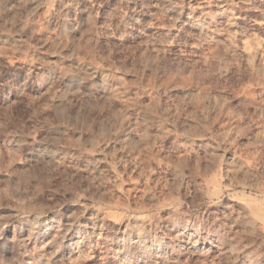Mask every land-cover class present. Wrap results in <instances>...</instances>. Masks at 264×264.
Here are the masks:
<instances>
[{"label":"rangeland","instance_id":"1","mask_svg":"<svg viewBox=\"0 0 264 264\" xmlns=\"http://www.w3.org/2000/svg\"><path fill=\"white\" fill-rule=\"evenodd\" d=\"M30 1L0 0V264H264V0Z\"/></svg>","mask_w":264,"mask_h":264},{"label":"bare ground","instance_id":"2","mask_svg":"<svg viewBox=\"0 0 264 264\" xmlns=\"http://www.w3.org/2000/svg\"><path fill=\"white\" fill-rule=\"evenodd\" d=\"M8 1H9V0H8ZM48 1H49V0H33L32 2L30 1V2H31L30 4L33 5V8H36L37 10H38V9H45V10H46V9L49 8V10H48V12H47V13H49V11H50V7H51V4L54 3L55 0H52V1H54V2H51V1H50V2H51V3H50V7H48V4H49ZM65 1H66V0H57V1H56L55 4H57L58 9H59V6H60V5H62V6H60V7H63V6H64L63 4H64ZM73 1H74V2H77V3H80V2H82V1H85V2H86V0H73ZM126 1H127V0H126ZM128 1H130V0H128ZM128 1H127V2H128ZM67 2L69 3V2H71V1H67ZM74 2H73V3H74ZM85 2H84V3H85ZM87 2H88V0H87ZM135 2H136V1H135ZM159 2L163 5V6H162V5H161V6L164 7V9H165V11H166V15H167L166 17H168V19L170 20V22H171L172 24H176V23H179V22L184 23V15H183L182 13H181V14H179V13L177 14V13H176V12H178V11H176V9H177V6H178V3H179V0H158V3H159ZM225 2H227V1H226V0H200V2L198 3V6H199V8H202V9H204V8H206V7H212V6H215V7H223ZM6 3L9 4V2H6ZM6 3H5V5H7ZM68 3H66L65 5H67ZM124 3H125V2H124ZM127 4H128V3H127ZM131 4H132V3H131ZM133 4H134V3H133ZM5 5H4V6H5ZM68 5H69V4H68ZM78 5H80V4H78ZM83 5H85V4H83ZM9 6H10V5H9ZM53 6H54V5H53ZM55 6H56V5H55ZM72 6H73L72 4H70V5L68 6V8H67L66 6H64V9L67 8L68 11H72L73 9H75V8H73L74 6H73V7H72ZM161 6H160V7H161ZM6 7H7V6H6ZM47 7H48V8H47ZM65 7H66V8H65ZM77 7H78V6H77ZM77 7H76V9H78ZM85 7H86V6H85ZM85 7H84V8H85ZM179 7H180V6H179ZM30 8H31V7H30ZM53 8H54V7H52V9H53ZM79 8L82 9L83 6H82V7H79ZM223 8H224V7H223ZM7 9H8V8H7ZM62 9H63V8H62ZM76 9H75V11H76ZM164 9H163V10H164ZM34 10H35V9H34ZM56 10H57V7H56ZM56 10H55V11H56ZM59 10H60V11H63V10H61V9H59ZM59 10H58V11H59ZM85 10H86V9H85ZM177 10H179V9H177ZM41 11H42V10H41ZM46 11H47V10H46ZM52 11H53V10H52ZM60 11H59V13H61ZM44 12H45V11H44ZM64 12H65V11H64ZM73 12H74V10H73ZM73 12H72V13H73ZM81 12H82V10H81ZM83 12H84V11H83ZM83 12H82V14H83ZM179 12H180V10H179ZM53 13H55V12L53 11ZM53 13H52V15H53ZM57 13H58V12H57ZM59 13H58V16H59ZM62 13H63V12H62ZM62 13H61V14H62ZM66 13H68V12H66ZM70 13H71V12H69V14H70ZM72 13H71V14H72ZM75 13H76V12H75ZM45 14H46V13H45ZM49 14H51V11H50ZM69 14H68V15H69ZM71 14H70V15H71ZM87 14H88V13H87ZM64 15H65V14H64ZM64 15L62 14V16H64ZM70 15H69V16H70ZM195 15H196V14H195V11L191 10V14L187 16V20H186V21H190V22H191V20L195 17ZM44 16H45V15H44ZM46 16H47V14H46ZM49 16H50V15H49ZM54 16H56V14H54ZM54 16H53V17H54ZM62 16H61L60 18H62ZM66 16H67V15H66ZM66 16H65V17H66ZM69 16H68V17H69ZM73 16H74V15H73ZM84 16H85V15H84ZM53 17H52V18H53ZM68 17H67V18H68ZM71 17H72V16H71ZM43 18H44V17H43ZM69 18H70V17H69ZM44 19H45V18H44ZM47 19H49V17L46 18V20H47ZM125 19H126V18H125ZM67 20H68V19H67ZM67 20L65 19V24H66V21H67ZM194 20H195V19H194ZM47 21H49V20H47ZM62 21H64V18H63ZM62 21H61V22H62ZM125 21H127V20H125ZM67 22H68V21H67ZM127 22H128V21H127ZM195 22H196V20H195ZM195 22H194V24H196ZM230 23H231V22H230ZM23 24H24V23H23ZM63 24H64V22H63ZM65 24H64V25H65ZM191 24H193V23H191ZM194 24H193V25H194ZM234 24H235V23L231 24V28H230V29H232V28L234 27ZM64 25H63V26H64ZM66 25H67V24H66ZM229 25H230V24H229ZM235 25H236V24H235ZM21 27H22V25H21ZM23 27H24V26H23ZM65 27H67V26H65ZM65 27H64V28H65ZM166 27H167V26H166ZM19 28H20V27H19ZM170 28H171V27H170ZM166 29L168 30V32H171V30H169L168 28H166ZM20 30L22 31L23 28H22V29L20 28ZM164 30H165V28H164ZM167 30L165 31L166 33H168ZM18 31H19V30H18ZM21 31H20V32H21ZM211 34H214V33H211ZM236 34H237V33H236ZM236 34H235V35H236ZM232 35H233V34H232ZM235 35H234V36H235ZM235 38H238V37L236 36ZM231 39H234V38L231 37ZM243 47H244V46H243ZM247 48H248V47H246V48H244V49H247ZM260 48H261V47H258L256 50H255V48H254V51H255L254 54H256V55L261 54V55L264 57V50H263V49L260 50ZM66 51H67V50H66ZM254 51H252V52H254ZM63 52H64V50H63ZM68 55H69V54H68ZM262 59H263V58H262ZM100 72H101V71H100ZM64 73H65V72H64ZM69 73H70V72H68V76H67V78H66V79L69 81V82H67V84L69 83V84L73 87V84H75V81H76V78H77L76 76H77V75L74 76V75H71V74H69ZM72 73H73V72H72ZM94 73H95V72H94ZM102 73H103V72H102ZM102 73H100V74H102ZM104 73H105V71H104ZM104 73H103V74H104ZM75 74H77V73H75ZM100 74H99V75H100ZM103 74H102V75H103ZM66 75H67V74H66ZM95 75H96V74H95ZM104 75H105V74H104ZM104 75L102 76V78L100 77L101 79H100V81L97 83V87H96V88H97L100 92L105 93V94H107V95L110 94V93L112 94V93L115 92V91H113V90H114V89H113V88H114V87H113V81H111V80L109 81V79L107 78V77H108V72H107V76H104ZM78 78H79V76H78ZM78 78H77V79H78ZM80 78H81V77H80ZM114 78H116V77H114ZM114 78H113V79H114ZM95 79H96V78H95ZM117 79H118V82H119V78H117ZM98 80H99V79H98ZM114 80H115V79H114ZM78 81H79V80H78ZM91 82H92V81H91ZM94 82H95V81H94ZM94 82H93V83H94ZM116 82H117V81H116ZM116 82H114V83H116ZM118 82H117V83H118ZM78 83H80V82H78ZM120 83H121V81H120L118 84H120ZM65 84H66V83H65ZM67 84H66V85H67ZM70 85L67 86V88L69 87L68 91L71 90V88H72V87L70 88ZM76 85H77V84H76ZM93 85H96V83H95V84H92V86H93ZM115 85H116V84H115ZM115 85H114V86H115ZM77 86H78V85H77ZM116 86H117V85H116ZM119 86H120V85H119ZM65 87H66V86H65ZM112 87H113V88H112ZM117 88H118V87H117ZM75 89H76V88H75ZM112 89H113V90H112ZM73 90H74V89H73ZM95 90H96V89H95ZM118 90H119V88H118ZM122 90H123V89H122ZM99 91H98V92H99ZM116 91H117V89H116ZM111 94H110V95H111ZM114 94H116V93H114ZM114 94H113V95H114ZM103 95H104V94H103ZM116 95H117V94H116ZM104 96H106V95H104ZM111 96H112V95H111ZM111 96H110V97H111ZM114 96H115V95H114ZM114 96H113V97H114ZM106 97H107V96H106ZM117 97H118V95H117ZM114 98H115V97H114ZM62 100H63V99H62ZM60 102H61V100H60ZM57 103H58V102H57ZM55 104H56V103H55ZM123 133H124V132H123ZM127 134H128V133H127ZM120 135H121V134H120ZM122 135H123V134H122ZM46 149H47V148H46ZM46 149H44V151H46ZM46 153H48V151H47ZM46 153H44V154H46ZM53 154H54V153H51L52 156H53ZM46 155H47V154H46ZM48 155H49V157H52V156H50V154H48ZM48 155H47V157H48ZM44 156H45V155H44ZM96 158H97V157H96ZM67 160L69 161V159H67ZM69 162H70V161H69ZM95 163H96V162H95ZM93 164H94V163H93ZM98 165H99V163H98ZM101 165H102V163H101ZM101 165H99V166H101ZM96 166H97V165H96ZM98 168H100V167H98ZM98 168H97V169H98ZM95 169H96V168H94V170H95ZM96 212H97V211H96ZM96 212H95V213H96ZM95 213H93V214L96 215ZM97 213H100V212H97ZM102 213H103V212H102ZM91 214H92V213H91ZM93 214H92V217H89V216H88L89 219L87 218V220L89 221V223H88V224H89L88 227H89V229L92 230V232H93V234H94V237H93V238L97 240L98 238H102V236H103V232H101V230H100V229H102V228H100V229L97 228V226H96L97 222H96V224H95V220H96L95 217H98L99 219H98V218H97V219L100 220V215H98V216H93ZM100 214H101V213H100ZM105 214H106L105 216H104L103 214H101V215H102L104 218H108L107 215H109V213H108V214L105 213ZM85 215H86V214H85ZM109 216H110V215H109ZM113 216H114V215H113ZM33 217H34V216H33ZM86 217H87V216H86ZM93 217H94V218H93ZM103 217H101V218H103ZM110 217L112 218V214H111ZM110 217H109L108 219H110ZM54 218H55V217H54ZM54 218L52 217V220H49V219L46 220V219H45V221H40V222L38 221L39 224H38L37 222H35V224H38L37 230H38V232L41 234V238H42V234H43L44 237H46V239H45L46 242L44 241V242L46 243L45 246L48 245V246L52 247L55 243H57V241H59V240L61 241V240L65 239V238L68 239V236H69V235H68V232H69L70 229H66V228H65V229H61L60 227L58 228V226H56L58 223L56 224L55 220H53ZM104 218H103V219H104ZM31 219H32V218H31ZM31 219H30V220H31ZM71 219H72V218H71ZM103 219H101V220H103ZM135 219H136V218H135ZM27 220H28V218H27ZM30 220H29L28 222H26V224L24 223V224H25V227H24V228L22 227L23 225H21V227H22L23 229H22V231L20 230L21 232H20L19 237L21 238V242H23L24 244H26L27 242L31 241V239H32V231H33V228H34V227H33V225H34L33 223H34V222H32V221H30ZM40 220H42V219H40ZM87 220H86V221H87ZM98 220H97V221H98ZM106 220H107V219H106ZM106 220H105V221H106ZM121 220H122V219H121ZM125 220H126V219H125ZM132 220H133V219H132ZM36 221H37V220H36ZM67 221H68V220H67ZM71 221L74 222L73 219H72ZM107 221H108V220H107ZM0 222H1V220H0ZM58 222H59V221H58ZM69 222H70V220H69ZM76 222H78V221H76ZM76 222H75V223H76ZM101 222H102V221H101ZM108 222H109V221H108ZM125 222L128 223V220L125 221ZM132 222H133V221H131V223H132ZM70 223H71V222H70ZM75 223H74V224H75ZM127 223H126V226H127ZM133 223L136 225L137 222H133ZM140 223H141V222H140ZM1 224H2V223H1ZM3 224H4V223H3ZM3 224H2V226H3ZM83 224H84V223H83ZM178 224H179V223H178ZM58 225H59V224H58ZM79 225H80V224H79ZM81 225H82V224H81ZM81 225H80V226H81ZM123 225H124V224H123ZM129 225H130V223H129ZM36 226H37V225H36ZM36 226H35V227H36ZM85 226H86V225H85ZM85 226H84V227H85ZM131 226H133V225H131ZM137 226H138V225H137ZM137 226H136V227H137ZM0 227H1V225H0ZM61 227H62V226H61ZM84 227H83V228H84ZM99 227H100V225H99ZM129 227H130V226H129ZM133 227H134V226H133ZM73 228H74V227H73ZM75 228L77 229V225L75 226ZM78 228H79V227H78ZM81 228H82V227H81ZM81 228H80V230H81ZM86 228H87V227H86ZM86 228H85V229H86ZM134 228H135V227H134ZM138 228L141 229L142 227H137V229H138ZM58 229H59V230H58ZM60 229H61V230H60ZM76 229H75V230H76ZM127 229H128V228H127ZM127 229H126V230H127ZM130 229H131V228H130ZM1 230H2L3 233H6V232L8 231V229L5 228L4 226L1 228ZM78 230H79V229H78ZM134 230H135V229H134ZM138 230H139V229H138ZM187 230H188V229H187ZM189 230H190V229H189ZM82 231H85V230L82 229ZM129 231H130V230H129ZM129 231H128V232H129ZM136 231H137V230H136ZM136 231H135V232H136ZM193 231H194V230H193ZM72 232H73V231H72ZM130 232H131V231H130ZM141 232H142V231H141ZM189 232H192V231H189ZM34 233H35V232H34ZM70 233H71V232H70ZM74 233H75V232H74ZM71 234H73V233H71ZM76 234H80V233H76ZM82 234H84V233H82ZM90 234H91V232H90ZM93 234H92V235H93ZM133 234H136V233L133 232ZM143 234H144V233H143ZM195 234H196V233H195ZM123 235H125V234H123ZM123 235H122V236H123ZM136 235H138V234H136ZM139 235H141L140 232H139ZM193 235H194V234H193ZM39 236H40V235H39ZM72 236H73V235H72ZM72 236H71V237H72ZM126 236H127V235H126ZM142 236H143V235H142ZM86 237H87V236H86ZM86 237H85V238H86ZM90 237H91V235H90ZM115 237H116V236H115ZM118 237H119V235H117L116 238H118ZM120 237H121V236H120ZM120 237H119V238H120ZM123 237H125V236H123ZM138 237H139V236H138ZM193 237H194V236H193ZM35 238H36V237H35ZM87 238H88V237H87ZM103 238H104V237H103ZM107 238H108V237H107ZM116 238H114V239L116 240ZM121 238H122V237H121ZM79 239H80V238H79ZM81 239H83V238L81 237ZM90 239H91V238H90ZM104 239H106V237H105ZM108 239H109V240H110V239L112 240L113 238H108ZM126 239H127V237H126ZM130 239H132V238H130ZM32 240H33V239H32ZM37 240L39 241V239H37ZM40 240H41V239H40ZM70 240H72V244H74V246L76 245L75 247H78L77 245H80V243H81V242L77 239V236H76V237H72V238H70ZM85 240H86V239H85ZM88 240H89V238H88ZM88 240H87V241H88ZM33 241H34V240H33ZM60 241H59L60 244H61L62 242L64 243V241H62V242H60ZM83 241H84V240H83ZM97 241H98V240H97ZM103 241H104V240H103ZM122 241H123V240H122ZM122 241H121V243H123ZM124 241H125V240H124ZM145 241H146V240H145ZM39 242H40V241H39ZM41 242H43V241H41ZM89 242H90V241H89ZM92 242H93V241H92ZM98 242H99V241H98ZM106 242H107V241H106ZM106 242H105V243H106ZM109 242H111V241H109ZM112 242H113V241H112ZM116 242H117V241H116ZM118 242H119V241H118ZM45 243H43V244H45ZM82 243H83V242H82ZM82 243H81V244H82ZM87 243H88V242H87ZM87 243H85V245H86ZM93 243H94V242H93ZM100 243H102V242L100 241ZM124 243H125V242H124ZM128 243H129V240H128ZM134 243H135V242H134ZM40 244H41V243H39V245H40ZM67 244H68V243H67ZM70 244H71V243H70ZM95 244H96V243H95ZM102 244H103V243H102ZM109 244H110V243H109ZM119 244H120V242H119ZM126 244H127V243H126ZM107 245H108V244H107ZM129 245H130V244H129ZM55 246H56V244H55ZM55 246H54V247H55ZM57 246H58V245H57ZM57 246H56V247H57ZM64 246H66V242H65V245H64ZM69 246L74 247L73 245H69ZM69 246H68V248H70ZM82 246H83V245H82ZM82 246H81V248H82ZM111 246H112V245H111ZM113 246H114V245H113ZM116 246H117V245H116ZM127 246H128V245H127ZM127 246H126V247H127ZM43 247H44V246H43ZM56 247H55V248H56ZM85 247H86V246H85ZM85 247H83V248H85ZM122 247H123V246H122ZM124 247H125V246H124ZM129 247H130V246H129ZM129 247H127V252H129V251H128V248H129ZM55 248H54V249H55ZM68 248H67V249H68ZM113 248H114V247H113ZM119 248H120V247H119ZM144 248H145V247H144ZM36 249H37V248H36ZM38 249H40V247H39ZM41 249H42V247H41ZM41 249H40V250H41ZM44 249H45V248H44ZM50 249H51V248H50ZM50 249H49V250H50ZM56 249H58V248H56ZM109 249H110V248H109ZM45 250H46V249H45ZM45 250H43L42 253H43ZM47 250H48V249H47ZM74 250H75V249H74ZM74 250H71V251L74 252ZM114 250H115V249H114ZM120 250H121V249H120ZM125 250H126V249H125ZM52 251H53V250H52ZM54 251H55V250H54ZM54 251H53V253H54ZM109 251H110V250H109ZM115 251H116V250H115ZM118 251H119V250L117 249V252H118ZM50 252H51V251H50ZM75 252H76V251H75ZM75 252H74V253H71V254L74 256V255H75ZM79 252H80V251H79ZM125 252H126V251H125ZM125 252H124V250H123V248H122V251H119V253H118V254H119V257L122 258V260L125 259ZM222 252H223V249H222ZM224 252H225V254L227 253V252L225 251V249H224ZM39 253H40V252H38V254H39ZM80 253H81V252H80ZM80 253H79V255H80ZM113 253H116V252L113 251ZM113 253H112V254H113ZM43 254H44V253H43ZM51 254H52V252H51ZM54 254H55V253H54ZM82 254H83V253H82ZM225 254H224V255H225ZM227 254H230V252L227 253ZM49 255H50V254H49ZM69 255H70V253H69ZM76 255H78V254H76ZM76 255H75V256H76ZM128 255H130V254H127V256H128ZM220 255H221V254H220ZM41 256H42V255H41ZM70 256H71V255H70ZM70 256H69V258H70ZM73 256H72V257H73ZM116 256H117V255H116ZM116 256H114V257H116ZM225 256H226V255H225ZM242 256H244V255H242ZM246 256H248V255H246ZM252 256H253V255H252ZM42 257H43V256H42ZM42 257H41V258H42ZM79 257H80V256H79ZM110 257H111V256H110ZM238 257H239V256H238ZM249 257H251V256H249ZM38 258H39V257H38ZM43 258H44V257H43ZM77 258H78V257H77ZM112 258H113V257H112ZM120 258H118V260H119ZM251 258H252V257H251ZM254 258H255V257H254ZM70 259H71V258H70ZM74 259H75V257H74ZM74 259H72V260H74ZM129 259H130V258H129ZM258 259H259V258L256 259L257 262H258ZM43 260H44V259H43ZM54 260H55V259H54ZM116 260H117V258H116ZM122 260H121V261H122ZM166 260H167V259H166ZM254 260H255V259H254ZM256 260H255V261H256ZM74 261H75V260H74ZM121 261H120V262H121ZM126 261H127V259H126ZM238 261H240V260H238ZM243 261H244V262H242V260H241L240 262H242V263H239V264H256L255 262H253L252 260H250V259H248V258H246V259L243 260ZM118 262H119V261H118ZM120 262H119V263H120ZM162 262H163V261H162ZM170 262H171V261H170ZM170 262H169V263H170ZM127 263H128V262H127ZM127 263H126V264H127ZM165 263H166V262H165ZM165 263H163V264H165ZM167 263H168V261H167ZM169 263H168V264H169ZM121 264H122V262H121ZM124 264H125V263H124ZM161 264H162V263H161ZM257 264H258V263H257ZM260 264H261V263H260Z\"/></svg>","mask_w":264,"mask_h":264}]
</instances>
